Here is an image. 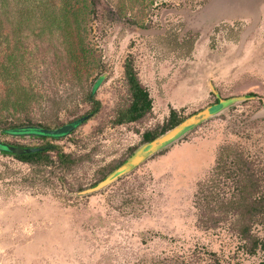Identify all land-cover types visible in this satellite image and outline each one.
<instances>
[{
	"label": "rangeland",
	"instance_id": "1",
	"mask_svg": "<svg viewBox=\"0 0 264 264\" xmlns=\"http://www.w3.org/2000/svg\"><path fill=\"white\" fill-rule=\"evenodd\" d=\"M42 3L60 9L59 0H0V141L57 145L80 161L65 173L48 151L55 165L42 173L0 154V264H264V222L251 227L257 243L250 254L234 231L237 217L219 219L234 188L227 168L241 171L252 199L264 201V2L250 13L235 0H88L76 42L82 40L90 66L77 79L61 38L39 35ZM22 7L30 12L18 14ZM6 12L31 25L14 30L3 22ZM4 39L23 44L19 81L33 98L27 115L3 105L10 84L1 78L9 67ZM128 57L152 113L114 125L130 101ZM99 77L93 95L100 109L70 136L39 140L2 132L26 125V116L36 125H62L88 114L85 96ZM236 97L244 99L127 175L81 194L132 155L145 132L165 128L171 110L185 119ZM126 197L132 204L123 209ZM206 208V221L214 222L202 223Z\"/></svg>",
	"mask_w": 264,
	"mask_h": 264
},
{
	"label": "trees",
	"instance_id": "2",
	"mask_svg": "<svg viewBox=\"0 0 264 264\" xmlns=\"http://www.w3.org/2000/svg\"><path fill=\"white\" fill-rule=\"evenodd\" d=\"M95 1V0H93ZM60 3V9L56 11L54 8H49L45 3L41 4V10H39V17H40V31L39 35H47V36H59L61 38V42L64 45L65 55L68 59H70L73 63V76L77 78L78 74L80 73H86V71L89 69V60L87 58V55L84 54L83 50V44L82 40L76 42L78 39V34L80 32V29L82 27V23L85 20V18L89 15L90 10L88 6V0H59ZM18 14L25 15L29 13L28 8H18L17 9ZM32 12V11H31ZM7 13V12H6ZM13 13H7L5 14L3 18L6 19L7 23L14 28V30H17L18 27L26 26L28 27L30 24V20L23 19L20 22H14L13 21ZM28 20V21H27ZM41 37V36H40ZM10 41L4 39L2 42L9 45V51L7 53V68H4V76H2V79H7L10 81V84L8 85V88L5 90V99H7L3 105L10 106V111L13 113H17L18 115H27L31 111V107L33 106V98L31 96L30 90L28 89L27 84L24 85L22 82L19 81V75L18 70L22 67H24L23 61V54L20 51L23 50V44L21 41L17 39H11ZM1 42V43H2ZM11 44V45H10ZM26 51V50H25ZM124 78L128 86L129 90V96L130 101L129 103L118 109L115 119H114V125H123L128 123H136L141 122L146 117L150 116L152 113V101L149 96V93L147 89L140 83V81L137 78V74L134 69L133 61L130 57H128L124 62ZM97 80H102L101 77H99ZM99 83V81H98ZM97 84V81L96 83ZM94 93L92 92V89L90 93L85 96V100L87 103L91 104V109L88 113L89 117L94 116L98 113L100 109V103L95 100ZM250 97H254L253 94H249ZM1 109V104H0ZM27 121L25 122L26 125L20 124L15 125L11 128H20V127H42V128H57L62 125H52L50 123H46L44 125H36L30 122L28 116H26ZM183 119L177 118V114L174 110L170 111L168 122L165 128H163L160 132H145L142 136L143 143L140 145H144L150 141H152L157 136L163 134L167 130L171 129L178 123H180ZM8 129V128H7ZM3 132V131H2ZM4 133V132H3ZM21 138L27 137L32 139H39V140H45L48 139V137H42V136H19ZM51 139H57V138H51ZM6 143V142H5ZM9 144V143H7ZM11 146L17 147V148H26L31 146H24V145H15V144H9ZM42 148L43 150L40 152L32 153V154H9L7 152H1L0 154L11 156L15 158L16 160L31 164L34 167H37V169H40V172L44 173V168L47 166L55 165L54 161L51 160L49 156H47L48 151H53L55 153V161L57 165L59 166L62 171L65 173L70 172L74 166H76L80 159L73 157L69 154H65L60 146L57 145H41L38 146ZM51 149V150H48ZM138 148H136L137 150ZM135 150V151H136ZM133 152V154L135 153ZM132 154V155H133ZM132 155H130L128 158H130ZM127 158V159H128ZM125 159L121 164L115 165L113 167H110L105 173H102L100 176V179L97 183L104 180L106 177H108L113 171H115L120 165L125 163L127 161ZM221 159H219V162H217L218 168L221 167ZM231 165H233V160L230 161ZM235 169V168H234ZM233 169V170H234ZM224 170V169H223ZM230 170L227 168V172L229 175L230 183L233 184V191L232 194L229 197V200L227 202H224L222 207L220 208L221 214H219V219L221 221H225L227 218L231 217H237V221L234 224V231L241 237V239L248 243L246 245V251L248 253H254L256 249V239L251 234V227L253 224H261L264 222V201L260 199H252L253 197V191L248 189L247 186L244 184L243 181V174L241 171L238 170ZM40 177L41 181L45 182V176L42 174L37 175ZM228 177V176H227ZM246 177V176H245ZM36 182V180H34ZM94 183L92 186H95ZM128 198V199H127ZM247 200H251L250 202H247ZM123 209L127 208L128 204H132L131 199L129 197H126V199L123 200ZM204 207H202V210ZM210 210L209 208H206L204 210V221L202 220V223L207 224L208 221H215V218H211L210 220L205 219L207 218V215L209 216Z\"/></svg>",
	"mask_w": 264,
	"mask_h": 264
},
{
	"label": "water",
	"instance_id": "3",
	"mask_svg": "<svg viewBox=\"0 0 264 264\" xmlns=\"http://www.w3.org/2000/svg\"><path fill=\"white\" fill-rule=\"evenodd\" d=\"M233 0H231L232 3ZM237 1L238 6L245 7L247 10L255 11L258 9V5L264 0H235ZM97 83L100 80H96ZM96 84L92 86V92L95 90ZM243 97H236L226 100L219 99L217 104L212 106H207L200 111L186 117L180 123L167 130L163 134L157 136L152 141L140 146L135 153L127 159L125 163L120 165L115 171H113L108 177H106L101 182L97 183L94 187L84 190L81 194H90L102 190L103 188L111 185L115 181L119 180L121 177L127 175L135 168L143 164L149 158L160 152L161 150L172 145L174 142L179 140L184 134H186L192 128L200 125L209 118L214 117L215 115L220 114L227 106L234 104L240 100H243ZM89 115L80 116L66 124H63L57 128H42V127H20V128H10L6 129L3 132L11 136H42L48 138H61L70 136L77 128L83 125L88 119ZM43 149L40 147H26V148H17L11 146L5 142L0 141V153L7 152L9 154H32L40 152Z\"/></svg>",
	"mask_w": 264,
	"mask_h": 264
},
{
	"label": "flooded vegetation",
	"instance_id": "4",
	"mask_svg": "<svg viewBox=\"0 0 264 264\" xmlns=\"http://www.w3.org/2000/svg\"><path fill=\"white\" fill-rule=\"evenodd\" d=\"M255 11H257V12H258L259 10L257 9V10H255Z\"/></svg>",
	"mask_w": 264,
	"mask_h": 264
}]
</instances>
